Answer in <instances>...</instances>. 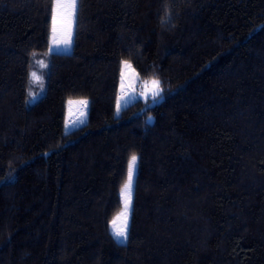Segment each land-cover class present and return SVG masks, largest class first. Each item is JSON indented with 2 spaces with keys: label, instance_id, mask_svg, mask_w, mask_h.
Masks as SVG:
<instances>
[{
  "label": "trees",
  "instance_id": "trees-1",
  "mask_svg": "<svg viewBox=\"0 0 264 264\" xmlns=\"http://www.w3.org/2000/svg\"><path fill=\"white\" fill-rule=\"evenodd\" d=\"M52 8L0 0V264H264V0H78L27 106ZM123 61L162 92L116 115Z\"/></svg>",
  "mask_w": 264,
  "mask_h": 264
},
{
  "label": "snow or ice",
  "instance_id": "snow-or-ice-1",
  "mask_svg": "<svg viewBox=\"0 0 264 264\" xmlns=\"http://www.w3.org/2000/svg\"><path fill=\"white\" fill-rule=\"evenodd\" d=\"M59 10V11H58ZM78 12V0H53V8H52V20H53V28H52V44L50 45L49 50L52 51L55 48L63 45L65 48L69 47L72 42V24L74 23ZM61 16V23L64 24V27L58 29L57 28V17ZM126 67H130V65L125 62ZM31 77L35 80H39L40 77H37L36 73H31ZM123 76V73H122ZM152 90L151 97L153 100L158 98L162 92L161 82L158 79H153L151 81ZM123 89V84H122ZM33 99H35L36 94H29ZM126 95V94H125ZM143 95L147 96L148 93H144ZM123 96L117 97V113H119L121 108V100H123ZM69 105L71 106L73 103L79 105L80 118L78 120L73 121L72 124L75 126L76 124H83L85 121L83 117L86 115L84 109L87 108L88 101L87 100H79V101H71L69 100ZM69 127V120H65V128ZM137 156L133 154L128 163V174L127 180L124 182L121 188V198L123 203V209L119 216L113 219L110 222L111 234L113 238L119 244H126L128 240V230H129V211L132 203V188H133V173L136 165Z\"/></svg>",
  "mask_w": 264,
  "mask_h": 264
},
{
  "label": "rangeland",
  "instance_id": "rangeland-1",
  "mask_svg": "<svg viewBox=\"0 0 264 264\" xmlns=\"http://www.w3.org/2000/svg\"><path fill=\"white\" fill-rule=\"evenodd\" d=\"M62 27H64V24L61 23V16L58 15V17H57V28L60 29ZM52 28H53V20L51 23V33H50V42H49L48 50L46 51L45 54L38 56V58L35 62L36 63L35 66L30 71V74L34 72V73H36L37 77H40V79L35 80L29 74L30 81H29L28 90H27V97H26V105L27 106H30L35 101H37L45 92V73H46V67H47L46 56L50 53H53V52L70 53L72 51V42H71V45L67 48H65L63 45H61L60 47L55 48L52 51L49 50L50 45L52 44V40H51ZM73 28H74V23L72 24V39H73ZM125 62H127V61H123L121 64V72H120L118 94H117V97L118 96L124 97V99L121 100L120 110L138 98H142V99L152 98L151 94H150L151 90H152V84H151L152 80H149L148 82L140 81L139 76H138L137 72L135 71V69L131 66V64L129 62H127V64L130 65V67H126ZM122 73H123V76H122ZM122 84H123V89L121 87ZM30 93L36 94L35 99H33L29 95ZM144 93H148V95L145 96V95H143ZM69 100L75 102V101L87 100V99H69ZM69 100L67 101V104H66V113H65V120L66 119L69 120V127L66 129L65 128V122H64L65 131H70L77 126L82 125V124H76L75 126H73L72 122L76 121V120H78V118H80V111H79V105L73 103L70 106L68 103ZM152 101H155V100H152ZM87 108H88V105H87ZM87 108L84 109L86 115L83 117V119L85 122L87 120ZM115 112H116V115L119 114V113H117V101H116ZM136 170H137V161H136V165H135L134 173H133V186H134ZM120 192H121V190H120ZM132 195H133V188H132ZM120 200H121V209L119 210V212L117 213V215L113 219L117 218L123 209V203H122L121 195H120ZM130 213H131V208L129 211V218H130ZM109 230L111 232L110 224H109Z\"/></svg>",
  "mask_w": 264,
  "mask_h": 264
}]
</instances>
